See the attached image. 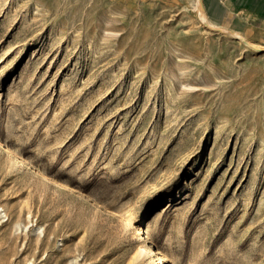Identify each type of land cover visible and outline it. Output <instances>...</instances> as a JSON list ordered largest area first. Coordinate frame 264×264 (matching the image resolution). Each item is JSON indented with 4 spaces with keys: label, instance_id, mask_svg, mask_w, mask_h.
<instances>
[{
    "label": "rangeland",
    "instance_id": "374dc122",
    "mask_svg": "<svg viewBox=\"0 0 264 264\" xmlns=\"http://www.w3.org/2000/svg\"><path fill=\"white\" fill-rule=\"evenodd\" d=\"M0 141V264H264V32L203 0H0Z\"/></svg>",
    "mask_w": 264,
    "mask_h": 264
},
{
    "label": "crops",
    "instance_id": "0c3cea01",
    "mask_svg": "<svg viewBox=\"0 0 264 264\" xmlns=\"http://www.w3.org/2000/svg\"><path fill=\"white\" fill-rule=\"evenodd\" d=\"M212 22L264 32V0H203Z\"/></svg>",
    "mask_w": 264,
    "mask_h": 264
},
{
    "label": "bare ground",
    "instance_id": "6f19581e",
    "mask_svg": "<svg viewBox=\"0 0 264 264\" xmlns=\"http://www.w3.org/2000/svg\"><path fill=\"white\" fill-rule=\"evenodd\" d=\"M201 2V0H199V3ZM243 38V37H242ZM255 48V47H254ZM257 49H259L258 47H256ZM1 142V141H0ZM7 148V150L9 151V152H13L14 154H18L13 148H11L10 146H8V147H6ZM20 154V153H19ZM23 159V162H25V163H29V160L27 159V158H25V157H23L22 158ZM30 164V163H29ZM37 170H38V172L39 173H41V174H44V172L40 169V168H38L37 167ZM37 172V171H36ZM49 176V175H48ZM62 184V186L64 187V188H66V189H70L71 190V186L69 185V184H67L66 182H63V183H61ZM75 190H76V192H78V193H81V191H80V189L79 188H77V187H75L74 188ZM82 194V193H81ZM92 205V204H91ZM94 206L96 207V208H98L99 207V205L98 204H94ZM133 238H135V240H138L139 239V245H141V246H146V248H147V252H146V254L147 255H150V258L153 260V263L152 264H164L166 261H165V258L164 257H159L158 255H157V253H156V251L155 250H153V248L152 247H150V246H148V244H147V240H146V235L144 234V233H142V231H137L136 233H135V237H133Z\"/></svg>",
    "mask_w": 264,
    "mask_h": 264
}]
</instances>
